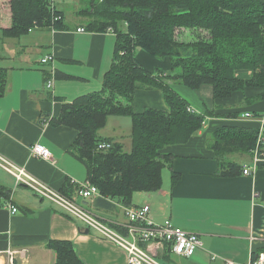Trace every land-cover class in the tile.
<instances>
[{
	"label": "crops",
	"instance_id": "0c3cea01",
	"mask_svg": "<svg viewBox=\"0 0 264 264\" xmlns=\"http://www.w3.org/2000/svg\"><path fill=\"white\" fill-rule=\"evenodd\" d=\"M9 1L0 0V29L10 25ZM54 7L63 15L62 30L33 29L18 39H4L0 30V68L8 71L7 90L0 97V155L42 183L61 190L68 184L86 182L83 165L68 152L76 132L67 127H51L41 119L43 115L56 118L64 103L101 89L112 62L115 35L77 32L85 26L79 21L68 22L62 10ZM47 56H52L53 61L41 64ZM135 56L149 72L170 69L166 58L158 61L141 50ZM60 73L75 79L56 78ZM51 76L52 88L48 89L46 82ZM177 86L181 90L185 87ZM192 91L200 98L195 95V105L176 93L194 113L205 116L202 129L187 143L167 149L173 159L170 167L164 168L168 172L166 179L162 170L160 190L134 194L132 206H148L154 223L170 220L174 226L198 236L201 248L190 258L174 257L173 264H248L252 253L264 248V159L257 158L255 162L252 154L231 155L229 160L239 164L241 170L254 165L256 171L251 175L241 172L233 177H218L219 162L208 139L215 129L225 125L253 127L258 134L263 133L264 100H253L260 93L255 89L218 101L212 98L210 86ZM132 108L135 113L147 109L167 111L157 89L137 90ZM245 114L249 116L244 117ZM120 120L119 124L125 122ZM99 136L118 141L125 149V142L130 141V133L122 131ZM35 143L50 152L52 162L33 157L30 147ZM260 150H264V144ZM171 172L178 175L174 184ZM0 186L9 191L8 197L0 195V264H54L55 253L46 248L50 241L72 243L85 264H127L122 249L26 186L17 185L1 167ZM68 191L69 199L102 224L120 232L127 224L122 205L112 202L113 206L106 208L97 202L99 197L85 201L73 187ZM8 204L17 213L11 215ZM104 214L107 215L100 216Z\"/></svg>",
	"mask_w": 264,
	"mask_h": 264
},
{
	"label": "trees",
	"instance_id": "16d2710c",
	"mask_svg": "<svg viewBox=\"0 0 264 264\" xmlns=\"http://www.w3.org/2000/svg\"><path fill=\"white\" fill-rule=\"evenodd\" d=\"M76 17L87 21L84 30L115 35L114 54L104 74L101 89L64 103L58 117L43 115L51 127L76 132L68 152L84 167L86 181L95 186L98 203L106 208L116 202L131 207L136 193H153L162 186V170L170 167L173 155L167 149L182 145L200 131L205 116L188 111L189 104L172 84L191 90L210 86L212 98L227 100L246 90H259L253 100H264V0H82ZM10 25L0 29L4 39H18L33 29L64 28L62 13L43 0H10ZM192 38L178 39L182 32ZM141 50L151 57L168 59V72L147 71L136 59ZM247 73L249 75H247ZM247 75V76H246ZM56 78L75 79L65 74ZM8 86V71L0 68V97ZM160 90L167 111L153 109L135 113L137 90ZM211 114V113H210ZM236 116V115H235ZM109 117H128L130 147L98 132ZM264 136V123H263ZM258 131L225 125L209 136L208 146L219 162L218 177H233L242 170L231 155H251ZM111 148L97 150L99 143ZM264 159V150H259ZM178 175L171 172L174 184ZM68 184L58 192L69 199ZM0 195L9 191L0 186ZM54 264H85L72 243L50 241ZM264 252V248L252 253ZM168 254V250L166 249Z\"/></svg>",
	"mask_w": 264,
	"mask_h": 264
},
{
	"label": "built area",
	"instance_id": "2783aa9c",
	"mask_svg": "<svg viewBox=\"0 0 264 264\" xmlns=\"http://www.w3.org/2000/svg\"><path fill=\"white\" fill-rule=\"evenodd\" d=\"M53 8L56 0H43ZM77 32H84V29H77ZM53 61L52 56L41 59V64H48ZM53 77L47 80L46 88L51 89ZM188 111L193 112L191 109ZM245 114L244 117H248ZM46 124V122H44ZM264 144L263 133L258 134L256 148L253 151V159L256 162L259 157L260 147ZM111 144L107 142L99 143L97 150H107ZM31 154L48 162H52L50 152L42 145L35 143L30 147ZM0 167L10 174L17 185H24L35 195L42 199H47L56 206L64 210L70 217L78 219L89 229L99 232L102 237L110 241L115 246L122 249L126 254L127 264H173L172 258H190L198 249L201 248V241L197 235L184 231L174 226L170 220H165L156 224L150 217L148 206L123 207L122 211L126 219L125 226H122L121 232L115 231L102 224L89 211L78 206L74 201L61 195L58 190L37 180L25 169L13 164L0 155ZM256 171V166H247L242 169L243 175H251ZM76 186V194L82 200L88 201L99 196L95 186L89 182L82 184H73ZM11 215L17 213V209L11 204L7 205ZM168 250V254L166 253ZM11 263V262H10ZM225 264H235L232 261H226ZM248 264H264V252L256 254Z\"/></svg>",
	"mask_w": 264,
	"mask_h": 264
},
{
	"label": "rangeland",
	"instance_id": "374dc122",
	"mask_svg": "<svg viewBox=\"0 0 264 264\" xmlns=\"http://www.w3.org/2000/svg\"><path fill=\"white\" fill-rule=\"evenodd\" d=\"M81 2H82V0H56L54 5L59 10H62V12L64 13L65 20H68V22H69V20L79 21L80 23H82L85 26L87 21L85 19L76 17L77 11L79 9L83 8V6H84V4L81 3ZM62 20H63V15H62ZM36 33H37V31L33 32V34H36ZM24 36H26V35H24ZM189 36L191 38L193 37L191 32H184L183 31L182 34H178L177 35V38L178 39L181 38V39H186L187 40L189 38ZM0 43H3L2 37H0ZM149 57H151V56H149ZM153 59H156L158 61L162 60V59H158V58H154V57H153ZM166 72L169 73V70L166 71ZM177 85H179V84H172V88L174 89L175 92L177 91L180 94V96L185 98L190 103V105L197 104V98L200 99L197 93H195L194 91L189 90V89H187V88H185V87L180 85V87H183L182 88L183 90H181V89H179V86H177ZM184 91H186V92H184ZM195 95L197 96V98H196ZM118 119L119 120L121 119L120 121H123L122 119H125L124 120L125 122L123 123L124 125L123 124H119L117 122ZM117 125H119V127H120L118 130L116 129ZM130 126H131V124H130V119L129 118H125V117H109V120L107 121L106 125L101 130H99V133L102 136H108V135L115 134L116 131L117 132H120V131L127 132L129 134L130 133V128H131ZM113 130H115V131H113ZM125 144H126V151H127L129 149V147H130V141H126ZM167 174H168L167 169H164V171H163L164 179L167 178V176H166ZM105 215H107V214L100 215V216L104 217ZM108 215H110V214H108ZM172 259H174V257ZM5 264H8V263L6 262Z\"/></svg>",
	"mask_w": 264,
	"mask_h": 264
},
{
	"label": "water",
	"instance_id": "95a60500",
	"mask_svg": "<svg viewBox=\"0 0 264 264\" xmlns=\"http://www.w3.org/2000/svg\"><path fill=\"white\" fill-rule=\"evenodd\" d=\"M86 232H88V231H86Z\"/></svg>",
	"mask_w": 264,
	"mask_h": 264
}]
</instances>
